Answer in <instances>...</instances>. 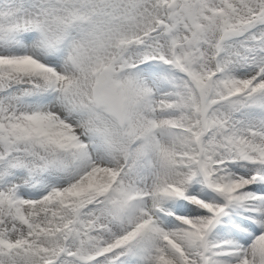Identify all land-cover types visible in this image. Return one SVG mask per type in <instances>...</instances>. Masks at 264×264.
Returning <instances> with one entry per match:
<instances>
[{
  "label": "snow or ice",
  "instance_id": "1",
  "mask_svg": "<svg viewBox=\"0 0 264 264\" xmlns=\"http://www.w3.org/2000/svg\"><path fill=\"white\" fill-rule=\"evenodd\" d=\"M0 264H264V0H0Z\"/></svg>",
  "mask_w": 264,
  "mask_h": 264
}]
</instances>
